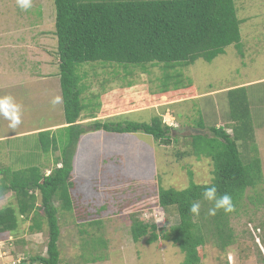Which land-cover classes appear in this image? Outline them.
<instances>
[{
	"label": "rangeland",
	"instance_id": "rangeland-1",
	"mask_svg": "<svg viewBox=\"0 0 264 264\" xmlns=\"http://www.w3.org/2000/svg\"><path fill=\"white\" fill-rule=\"evenodd\" d=\"M236 6L243 22L242 48L230 46L212 63L198 60L189 67L167 72L162 68L165 65L158 63L125 65L98 61L77 67L85 106L82 117L93 114L103 123L126 125L151 124L159 114L164 123L174 128L178 142L160 146L141 132L89 131L80 137L73 162L76 210L63 211L61 203L55 202L61 227V264H183L185 254L177 245L163 239L152 245L145 242L147 238L135 242L131 225L134 219L154 223L162 235L179 223V216L175 209L164 211L159 206V190L182 191L191 183H212V161L190 155L192 147L187 138L199 133L212 135L209 127L213 126L232 135L227 91L242 86L248 87L252 102L254 155L262 162L263 180L248 190L241 209L231 218L234 244L223 251L210 235L200 249L201 264H264V0H237ZM41 12L46 14L44 50L54 53L57 48L53 35L54 0H32V8L27 11L18 7L17 0H0V97L15 95V101L22 107V123L16 129L9 128V122L0 117V182L2 171H19L30 166L40 167L49 175L61 156V150L44 153L42 138L37 133L44 127L65 123L60 115L61 103L54 106L50 104L53 99L47 101L41 80L29 81L24 77L23 87L8 88L11 56L7 47L15 39L24 42L29 34L33 41L39 42L37 30L26 33L24 28L35 26ZM50 68L53 67L49 66L46 72H51ZM39 72L32 66V74ZM167 76L174 78L166 81ZM201 120L204 130L198 127ZM59 132L61 129L54 131L57 136ZM10 204H17L13 193L0 200V210ZM83 210L90 217L78 221V211ZM28 227L29 222L24 223L15 234L4 236L0 246L6 248L7 242H11L14 255L24 252L29 256H46L49 242L46 226L37 234L29 233ZM20 239L26 242L24 246L18 245ZM90 239H102L104 246L87 251L84 246Z\"/></svg>",
	"mask_w": 264,
	"mask_h": 264
},
{
	"label": "trees",
	"instance_id": "trees-1",
	"mask_svg": "<svg viewBox=\"0 0 264 264\" xmlns=\"http://www.w3.org/2000/svg\"><path fill=\"white\" fill-rule=\"evenodd\" d=\"M236 1L54 0L57 68L67 127L61 128L59 136L50 130L40 132L39 136L44 153L61 150V156L49 175L37 166L1 172L0 200L6 194L13 193L17 204L0 210V239L15 234L27 222L29 233L43 232L44 225L48 230L47 255L29 256L21 252L24 256L22 264H61V227L55 202L61 203L63 211L72 213L76 210L73 162L83 134L89 131L114 134L141 132L152 137L160 146L169 147L178 142V137L173 135L174 128L164 123L163 116L159 114L151 124L117 125L101 120L88 125L80 124L85 106L77 67L98 61L125 65L158 63L164 64L162 68L167 72L177 67H189L198 60L212 63L224 55L228 47L242 48L243 22L238 17ZM172 78L167 76L166 81ZM178 87L179 84L176 90H179ZM227 99L232 135L224 128L213 126L209 127L212 135L199 133L187 138L188 145L192 147L190 155L212 161V183H191L182 191L159 190V206L164 211L175 209L179 216V223L162 235L154 223L151 225L134 219L131 225L133 241L140 242L147 238L145 242L148 245L160 239L171 242L185 254L183 264L202 263L200 249L206 245L210 235L215 237L223 251L234 244L236 237L231 218L241 209L248 190L263 180L262 162L254 155L256 131L248 87L227 91ZM198 127L206 129L203 120ZM213 185L217 188V198L224 194L232 197L235 206L233 212L225 213L220 209L215 215L209 214L214 201L205 199L203 192ZM197 202L201 206L198 216L190 213L191 205ZM78 212V221L90 217L85 210ZM93 225L99 223L93 222ZM25 244L22 239L18 242L20 246ZM103 246L102 239H90L84 248L93 252Z\"/></svg>",
	"mask_w": 264,
	"mask_h": 264
},
{
	"label": "crops",
	"instance_id": "crops-1",
	"mask_svg": "<svg viewBox=\"0 0 264 264\" xmlns=\"http://www.w3.org/2000/svg\"><path fill=\"white\" fill-rule=\"evenodd\" d=\"M45 17H46L45 12H41L39 21L35 26H28L27 29L24 28V31L25 32L27 31L29 33L33 30L34 31L37 30L39 42L33 41L29 34L26 35V37L28 38L25 39L24 42H20L19 40L15 39V41L9 44L7 48L10 50V56H11L10 64L12 66L10 65L7 71L10 72L9 74L11 76V82L8 85L9 90L19 89L23 87V85L26 83L24 77L27 78V80L29 81L32 79L41 80L44 84L43 90L46 91L47 94L46 99L47 101H49V99H53L56 96L62 97V92H61L60 80L58 77V68H57L58 57L56 54L57 48L54 51V53H49L51 51L49 49L44 50L45 49L44 45L45 43H47V39H45L47 32L46 29L44 28L46 24ZM32 66L37 67V69L40 72L32 74L31 73ZM49 66L53 68H50L51 72L49 71L46 72L47 70H49ZM30 74L32 76H30ZM56 105L58 106L60 105V103ZM60 115L61 117L64 116L63 101L61 102ZM80 120H81L80 124L88 125L93 121L102 120V119H99L97 116L92 114L90 117L88 116L81 117ZM64 127H67V125L65 123H61L60 125H54L51 127H44L42 129H39L37 133L39 134L40 132L46 130H50L54 132Z\"/></svg>",
	"mask_w": 264,
	"mask_h": 264
},
{
	"label": "clouds",
	"instance_id": "clouds-1",
	"mask_svg": "<svg viewBox=\"0 0 264 264\" xmlns=\"http://www.w3.org/2000/svg\"><path fill=\"white\" fill-rule=\"evenodd\" d=\"M18 7L27 11L32 8V0H17ZM62 102V98L56 96L52 100V104L55 106ZM0 117H3L9 122L8 127L11 129H16L22 123V107L18 104L14 97L11 95H6L0 97ZM217 188L213 185L206 187L203 196L209 201H214V207L209 209L210 215H215L217 210L223 209L225 213H231L235 210V206L232 197L228 194H224L217 198ZM200 204L193 203L190 208V213L194 215L200 214Z\"/></svg>",
	"mask_w": 264,
	"mask_h": 264
},
{
	"label": "built area",
	"instance_id": "built-area-1",
	"mask_svg": "<svg viewBox=\"0 0 264 264\" xmlns=\"http://www.w3.org/2000/svg\"><path fill=\"white\" fill-rule=\"evenodd\" d=\"M6 248L4 246H0V260H2V264H22L24 260L23 254L14 255L15 251L11 242H7ZM5 258H8L5 260ZM34 264H43V263H34Z\"/></svg>",
	"mask_w": 264,
	"mask_h": 264
}]
</instances>
